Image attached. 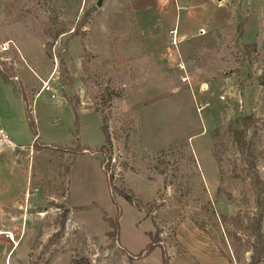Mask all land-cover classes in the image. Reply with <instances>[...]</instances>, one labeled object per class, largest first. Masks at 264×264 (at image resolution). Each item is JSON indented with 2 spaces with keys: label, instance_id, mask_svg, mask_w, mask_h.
<instances>
[{
  "label": "rangeland",
  "instance_id": "obj_1",
  "mask_svg": "<svg viewBox=\"0 0 264 264\" xmlns=\"http://www.w3.org/2000/svg\"><path fill=\"white\" fill-rule=\"evenodd\" d=\"M98 1L0 0V124L32 147L0 156V207L24 193L0 215V230L20 240L11 256L0 241V264H252L264 201V4L244 0L229 34L202 35L179 12L181 42L164 51L165 23L149 3ZM229 12L209 19L220 26ZM46 83L58 101L37 97ZM247 118L252 158L233 132Z\"/></svg>",
  "mask_w": 264,
  "mask_h": 264
},
{
  "label": "crops",
  "instance_id": "obj_2",
  "mask_svg": "<svg viewBox=\"0 0 264 264\" xmlns=\"http://www.w3.org/2000/svg\"><path fill=\"white\" fill-rule=\"evenodd\" d=\"M243 1L244 0H239L238 2H236L234 7H233L234 2L233 1L230 2L229 0H165V2H168V4L164 3V0L163 1L162 0L161 1L160 0H145L144 2H147L151 5L153 12H155L154 15L156 16V18L164 20V23H165V26H164L165 34L164 35H166V39H165V46H164V48L162 47L161 49H163V50L165 49L164 51H166V49L170 43V31L173 30L177 25V19L179 17L178 16L179 12L187 13V15L190 17V20H191L190 22L194 25H197L196 27H200V25H204V26L200 27V31L203 30L205 32L207 27H210L211 30H213V33H215V34L219 33V30H221V33H223V34L227 33V32L229 34L231 32V29H234V24H235V21L237 19V18H235V13H237L238 11H240L243 8ZM155 2H157V3H155ZM257 2H258V5H259V3L264 4V0H257ZM228 3H231L232 5H229ZM236 6H237V10L235 8ZM255 6H256L255 3L250 4L248 7L249 11H255V8H254ZM225 8L230 10L227 18L224 20L225 23L220 24V26H217L214 23H212L211 22L212 17L209 19L210 12L216 10L217 13H221L222 11L226 10ZM141 10L148 11L145 8H141ZM242 13L245 14L244 12H242ZM196 18H198V19L195 21ZM250 18H252V16L248 15L247 18L244 20L245 23H244V26L242 28L243 33L245 31L246 25H247ZM204 27H206V29ZM221 33H220V36L222 37ZM190 35L191 34L186 32L185 34H183L181 36V38H182V40H186L189 38ZM207 35H205V36H207ZM214 36L216 38L217 35H214ZM219 37H218V39L221 38V37L220 38ZM228 37L227 38L224 37L222 43L223 42L228 43L229 42L228 39L230 41H233L235 36L230 34V36H228ZM241 42L245 46H255V45L258 46V45H260V42H256L257 44L256 43L246 44L244 42V39H243V34L241 37ZM229 50L232 51L231 48H229ZM22 195H24V193L21 194V196ZM21 196H18L15 199H12L11 204L1 206L0 207V215L2 213H8L10 211V209L14 208L19 203V199ZM70 213H72V211H70Z\"/></svg>",
  "mask_w": 264,
  "mask_h": 264
},
{
  "label": "trees",
  "instance_id": "obj_3",
  "mask_svg": "<svg viewBox=\"0 0 264 264\" xmlns=\"http://www.w3.org/2000/svg\"><path fill=\"white\" fill-rule=\"evenodd\" d=\"M4 80L6 82H9L8 76H5ZM23 100H24L25 105L27 107V116L31 120L30 106H27L26 100L24 98H23ZM251 122H252L251 118H247L240 123V124H242V127H243V129L241 131H239V130L233 131L235 139H236V143H238L239 147L243 151H246L248 153L247 156L250 158H252L254 156V154L252 153L251 149L248 147L245 138H246L247 128H249ZM31 126H32V128H34V123L32 122V120H31ZM102 130H103L104 135L106 137V144L105 145L107 146V144H109V141H110L108 130L106 129V127ZM106 146L103 147V150L105 149ZM87 151H88V149H85V148L82 149V154L83 153L85 154ZM102 167H104V166H102ZM259 209H260V211L258 213L259 218H258V221L255 223V226L253 227V233H252L253 236L256 237V244L253 246L252 264H259L264 259V237L262 236V233H261V222H262L263 215H264V201L260 202ZM66 213L70 214V211L67 209ZM105 219L107 222H109V224L113 227V229H115L119 233V231H120L119 221L108 219L107 217H105ZM153 250H154V244L151 243L147 247L146 251H147V253H149Z\"/></svg>",
  "mask_w": 264,
  "mask_h": 264
},
{
  "label": "built area",
  "instance_id": "obj_4",
  "mask_svg": "<svg viewBox=\"0 0 264 264\" xmlns=\"http://www.w3.org/2000/svg\"><path fill=\"white\" fill-rule=\"evenodd\" d=\"M201 34L204 35L205 32L202 30ZM179 42H181L179 31L177 30V27H175L173 30L170 31V48L174 47L177 49V46L179 45ZM169 48L168 50V56L172 58L171 56L174 54L173 51ZM43 93H47L50 95L51 99L54 101H58L60 98V92L59 90L54 89L49 85V83H46L41 92L37 95V97ZM32 151V147L30 148H24V147H18L16 146L10 139L9 135L7 134L6 130L0 125V155H2L5 152H10V153H20V152H25V151ZM30 151V153H31ZM5 239L8 241V245L6 244L5 246L7 247L6 249L11 247L10 251V256L13 254V252L19 247L20 245V240L19 238L16 237L15 233L13 231H4L0 230V241ZM3 243V241L1 242ZM0 243V244H1ZM11 244V246H10Z\"/></svg>",
  "mask_w": 264,
  "mask_h": 264
},
{
  "label": "water",
  "instance_id": "obj_5",
  "mask_svg": "<svg viewBox=\"0 0 264 264\" xmlns=\"http://www.w3.org/2000/svg\"><path fill=\"white\" fill-rule=\"evenodd\" d=\"M105 0H99L97 3V7H102Z\"/></svg>",
  "mask_w": 264,
  "mask_h": 264
}]
</instances>
